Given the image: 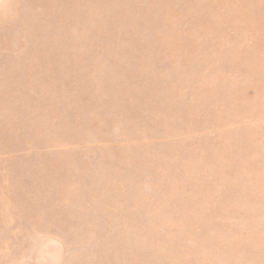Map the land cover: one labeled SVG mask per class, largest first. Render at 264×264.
I'll list each match as a JSON object with an SVG mask.
<instances>
[{"label":"rangeland","instance_id":"obj_1","mask_svg":"<svg viewBox=\"0 0 264 264\" xmlns=\"http://www.w3.org/2000/svg\"><path fill=\"white\" fill-rule=\"evenodd\" d=\"M0 264H264V0H0Z\"/></svg>","mask_w":264,"mask_h":264}]
</instances>
